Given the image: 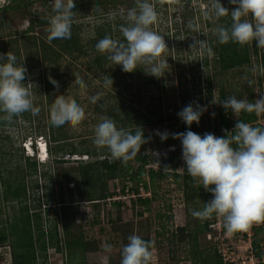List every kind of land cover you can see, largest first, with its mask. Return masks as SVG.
<instances>
[{
	"label": "rangeland",
	"instance_id": "374dc122",
	"mask_svg": "<svg viewBox=\"0 0 264 264\" xmlns=\"http://www.w3.org/2000/svg\"><path fill=\"white\" fill-rule=\"evenodd\" d=\"M1 1L3 2V0ZM21 1L27 2L28 0ZM164 1L151 0L158 13V19L150 26L151 30L163 36L168 47L158 58L160 60L166 59L169 65L163 76L157 78L143 73L144 70L142 71V69H138L137 73L130 78L120 67L115 70L116 65L112 63L103 70H89L88 63L93 57L92 53H88L87 56L80 55L74 60L70 56H65L59 61L58 67L53 72L55 75L58 74L56 79L58 87L53 85L48 92L52 102L57 95H68L80 104L85 112V117L78 126L61 127V130L69 137L62 143L65 151L68 150L69 145L64 144H71L78 150L84 148L91 150L96 147L93 143L94 127L101 122V117H110L109 113L105 112L106 108H114V104L117 106L120 103L122 107L116 109L117 112L119 110L122 112L120 116H123V111L129 105L144 110H152L156 115L162 116L163 122H159L158 118L155 117L158 122L146 126L147 132L150 134L147 154L152 153L155 157L166 161L171 155V151H174L181 158L182 148L171 145L170 148L172 149L169 150L164 141H161L160 137L156 135V131H167L170 134L181 133L180 118L177 113L186 105L193 103L195 106V103H199L207 107L195 127L198 134H204L212 130L211 125L214 122L212 113H215L219 106V103H213V101L218 100L217 94L220 86L230 96L236 92H241V99H245V94L252 90L254 100L259 99L264 94L259 90L258 85L260 73L253 71L257 61L260 60L259 56H251L249 67L220 71L219 68L213 67L211 54H207L206 50L199 47H191L195 42L194 37L198 40H204L209 46V39L214 36V20L204 16V9L210 0H166L167 13L165 15L167 16H164L162 11ZM5 2L8 3L7 0ZM128 8L127 4H119L115 7L111 4L106 5L108 13L113 11L126 13ZM44 10L45 8L41 7L38 1H33L32 4L25 5L20 9H0V37L7 42L11 33L16 32L18 36H21L34 12H43ZM77 13L74 16L77 18L76 23L82 24L80 35L84 42L93 35V25L102 21H109L106 17L100 18L93 15L95 10L91 7H83L81 13ZM244 19L251 21L250 16L244 17ZM114 21L108 23L112 30L117 33L118 26H115ZM175 21L177 28L174 26ZM189 25L194 26L192 27L194 29L187 33L185 29H191ZM251 44L252 42H250V46ZM204 56L208 60V66L202 63ZM22 63L27 68L25 82L33 89L34 86H37L40 72L36 67L30 70L24 59ZM51 65L55 66L52 63ZM142 66L146 70L150 67L145 64ZM207 73H214L210 86L213 97L210 100L206 95L205 76ZM77 76L84 79L87 85L86 89H80L75 84ZM110 77L113 81L112 87L105 85V80ZM200 87L201 99L196 94ZM93 95L97 97L95 104L89 100V97ZM34 97L36 106L41 109L38 116L30 115L31 120H29L21 114L13 119L11 124L0 126V177L2 176L5 181H11L15 184L23 180L22 182L26 186L25 202L5 201L0 195V223L5 225L11 221L20 206L26 203L30 208V214L40 213L44 227L51 226L53 221H57L58 236L62 243L65 240L64 229L67 228L68 238H73V235H81L86 247L82 255L76 253L78 261H74V257H72V261L69 263L64 245H62L61 251L48 247L47 260L43 261L38 256L37 264H105L106 257L107 264H120L122 242L124 238L130 236L129 233L151 237L153 244L150 248L152 253L150 264H192L189 260V246L179 244L178 237L175 236L178 233L176 228L187 225L188 229L195 230L201 226L202 219L191 214L193 210L200 209L189 207V210H186L181 180L172 176L163 179L154 177L152 180L150 176H147L148 190L153 195V201L150 204V213L148 212L143 216L137 214V211L142 209L140 206L129 205V198H133L130 195L120 196L119 199L112 197L103 203H90L86 200L84 191H79V185L77 186L76 183L79 182L76 168L81 162H89L97 157L86 155L87 158L81 159L82 155L67 153H53L52 155L49 153L47 155L48 150L45 151V145L40 142H46L47 148L50 145L47 139L43 137L38 143L39 159L36 156L27 159L28 151L22 144L25 143L31 147L29 142L38 138L35 136V128H40L42 132H46L44 124L47 97L38 94H34ZM258 121L264 125V114L258 115ZM169 138V144L180 142L179 139H173L171 135ZM157 153L158 155H156ZM55 155H62L66 161L63 163L55 162ZM33 160L36 161V170L29 171L28 161ZM63 172L68 173V177L59 183L58 174ZM69 181L72 182L69 186L74 189V193L71 194L68 193L70 187L67 184ZM3 185L4 183L0 179V191L3 189ZM108 185L110 191L114 190L117 181H109ZM120 185L121 183H118V186ZM127 185L130 186V183ZM142 194L143 196L150 195L145 191H142ZM71 197L76 200L74 202L76 205L69 202ZM117 199L124 203L121 208L110 204L112 200ZM49 205L53 211L44 213ZM148 215L151 216L150 221L147 218ZM116 216L120 217V222L115 219ZM109 219L113 220L112 224L107 221ZM238 232L237 234H229L226 231L225 236H229L226 237V240L232 242L233 246L235 244L236 247H239L237 249L240 250V253H245L243 233ZM154 240L156 241L154 242ZM207 240H209L207 236L204 237L203 233H198V242L202 248L208 246ZM106 243L112 245L110 254L104 251ZM0 264H12L11 248L5 243L0 245Z\"/></svg>",
	"mask_w": 264,
	"mask_h": 264
},
{
	"label": "trees",
	"instance_id": "16d2710c",
	"mask_svg": "<svg viewBox=\"0 0 264 264\" xmlns=\"http://www.w3.org/2000/svg\"><path fill=\"white\" fill-rule=\"evenodd\" d=\"M33 1H38L39 5L44 7L45 10L43 12H34L21 36H18L16 32L11 33L9 34L10 38L7 42H5L2 37H0V54L11 52L17 56L18 60H22L24 58L25 64L30 70H32L33 67H36L40 72L37 86H34L32 90L34 91V94H38L40 96L44 95L47 97V102L45 105L46 118L44 124L46 132H42L40 128H35L34 132L36 133L35 136H43L47 139V142L50 145L48 148V153L51 155L53 153H67L97 157L89 162H81V164L76 168L79 176V182L76 183L77 186L79 185V191H84L86 200L90 201V203H103L107 202V200H110V198L114 196L134 194L135 197L129 198V205L135 207L137 205L140 206L142 209L137 211V214L143 216L148 212L150 213V204L153 201V195H151L150 190H148L149 182L146 180V177L150 176V178L153 180L154 177L163 179L168 177L170 178L172 176L181 180L186 210H189V207L202 209L204 203L212 198V194L206 191L204 187L200 185L201 182L199 178H193L188 174L184 160H181L179 158L180 156H178L174 151H171L172 153L166 161L161 158L153 157L152 153L147 154L149 149L148 139L150 134L147 132L146 126L156 124L158 121L163 122L162 116L156 115L152 110H144L134 105H129L123 111V116H120L122 112H120V110L117 112L116 110L122 107L120 103L117 104V106H114L116 105L114 104V108H106L105 112L109 113V116L116 122L118 128H124L125 130H131L133 132L138 127L143 129L146 142L141 146L137 157L128 161L126 164L122 163L120 160H112L111 155L106 147L98 148L96 146L91 150L89 148L78 150L71 144H64L69 145L68 150H64L62 143L68 140L69 137H67L66 134L61 130V127H54L49 123V110L53 104L51 95L48 93L53 86L49 80V77L56 81L58 74L55 75L53 72L58 67L59 61H61L65 56H70L71 59L74 60L80 55L87 56L88 53H92L93 57H91L88 63L89 70H103L110 63L113 64V62L108 59L107 53L102 54L96 50L95 44L105 35H108L113 39H123L119 31V25L125 23V20L121 19L120 16H117L115 19V26H118L116 29L117 33L109 26V21H102L99 24L93 25V35H91L84 42L82 36L80 35L82 31V24L80 23L78 25L76 23L77 18L74 16L71 39L52 40L49 42L47 39L48 33L46 31V28L48 27L47 17L51 12L49 0H28L27 2H23L21 0H8V3L0 6V9H20L25 5L32 4ZM220 2L229 10H232L236 7L230 4L229 0H220ZM209 3L210 1L206 4V8L204 10L208 8ZM75 4L76 8L73 10L74 15L78 14L77 12L80 14L81 10H83V7H91L95 10L93 15H96L100 18H107L108 10H106V5L111 4L113 7H115L119 4H127L129 6L128 9H131L135 6V0H75ZM163 6L164 9L162 11L164 12V16H167L165 15L167 13L166 0L164 1ZM242 19H244V17H242ZM250 19H252L251 16ZM176 23L177 22L175 21V28L178 27L176 26ZM231 23L232 18L230 13L224 17H221L218 21L214 20L215 27L218 25L230 26ZM193 29L194 28L185 29V31L188 33L193 31ZM209 47L212 48L211 55L213 57V67L219 68L220 71L237 70L243 69V67H249L252 55L260 57V60L256 63V68L258 66L264 65V48L256 47L254 41L252 42L251 46L250 42L246 44H239L230 41L225 44H220L217 42V39L214 35L209 39ZM207 54L209 53L207 52ZM25 57L27 61L25 60ZM51 63L55 66H52ZM202 63L205 66H208V60L206 56L203 57ZM119 67L121 68V66L116 65L115 70H118ZM138 69H142V71L146 70L142 64H139L135 71L126 72L127 77H133L137 73ZM144 72L145 71H143V73ZM214 73H207L205 76L206 95L209 100L213 97L210 86L212 83V78L214 77ZM258 77L259 90L261 91L262 77L260 75ZM101 79L104 80V78ZM252 91L245 94V99H248L250 102H254ZM196 94L199 95V99H201V87L197 90ZM233 95H235L238 99H241L242 93L236 92ZM217 96L218 100H224L230 95L225 92L223 87L220 86L218 88ZM0 115L3 114L0 113ZM22 115L31 120V113L25 112ZM155 117L158 118V121L155 119ZM15 118L16 117L13 119ZM237 120H242L253 126H264L258 121V115L256 113L242 112L239 116L235 117L230 110L226 111L219 104L217 110L215 111L214 122L211 125L212 130H210L209 133H213L218 137H223L226 134L224 130H233ZM8 123L11 124L12 121L7 122L0 120V126L6 125ZM179 123L181 125V133L189 130V126L185 125L181 119L179 120ZM197 125L198 124L196 122H193L190 126V130L197 133L195 128ZM200 135L202 136L203 134ZM169 141L170 138L164 141L166 146L174 145L176 148L181 147V142L169 144ZM40 143L45 145L42 142ZM27 159L31 158L27 157ZM153 159H156L158 165L157 169L148 167V165L153 162ZM54 160L57 163H63L66 161L62 155H55ZM28 163L29 171H35L36 161H28ZM66 177H68V173L66 172L58 174L59 183H62V180ZM0 179L4 183L3 189L0 191V195L5 201L17 200L19 203L26 201V197H24L26 194V186L22 182L23 180L15 184L11 181H5L2 176ZM109 181H117V186H114V190L110 191L108 185ZM71 183L72 182L69 181L67 184L68 187H70L68 188V193L70 194L74 193L72 186H69ZM118 183H121V185L118 186ZM127 183H130V186H128ZM210 187H214V185H210ZM141 190L149 193L150 195L142 196ZM75 201L76 200L71 197L69 202L74 203ZM63 204L65 205V203ZM110 204L117 208H121L124 205L123 201L118 199L112 200ZM73 205H76V203ZM29 209V206L25 203L20 206L17 213L13 215L11 221H8L5 225L0 223V245L5 243L11 248L12 264H37L38 256L41 257L43 261H46L47 248L53 247L56 249V251H61L63 249L62 245H64L67 250L68 263L72 261V257H74V261H78L76 253L78 252L82 255V252L86 248L83 237L81 235H73V238L69 239L68 229L65 228V240L62 243L58 236L57 221H53L51 226L44 227L40 213L35 212V214H30ZM51 211H53V209L49 205L46 207L44 213H49ZM147 218L150 221L151 216L148 215ZM115 219L120 222L119 216H116ZM215 220L216 214H213L211 217L203 219L201 226L195 230L188 229L187 225L178 226L176 228L178 233L175 236L178 237L179 244H186L189 246L188 254L190 255L189 260L192 264H224L218 245L213 239L217 236L218 231L210 227V224ZM71 221H73L72 218ZM107 221H109L110 224L113 223V220L111 219ZM253 230L254 236L252 241V252L255 256H257L258 259H263V261L259 264H264V220H262L260 224L253 226ZM208 232L212 233V239L207 240L208 246L202 248L198 242V233H203L205 237ZM225 232L226 229L223 227L222 221L221 233L224 235ZM241 232L243 233V231ZM237 233L239 232H235V234ZM129 234L131 235V233ZM139 236L145 241H149L150 245L152 246L153 240L150 236ZM243 237L245 238L244 234ZM156 240H154V242ZM127 243L128 239L124 238L122 246ZM234 247L239 249V247H236L235 244Z\"/></svg>",
	"mask_w": 264,
	"mask_h": 264
},
{
	"label": "clouds",
	"instance_id": "9594fccd",
	"mask_svg": "<svg viewBox=\"0 0 264 264\" xmlns=\"http://www.w3.org/2000/svg\"><path fill=\"white\" fill-rule=\"evenodd\" d=\"M49 2L51 12L47 17V39L49 42L71 39L75 0ZM229 3L236 7L229 10L220 0H210L204 12L206 18L216 21L229 13L231 15L230 26L215 27L214 35L217 42L246 44L254 41L256 47L264 48V0H229ZM117 16L125 20V23L119 25L123 39H113L105 35L95 44L96 50L102 54L107 53L108 59L114 65L121 66L124 72H133L138 68V64H145L150 66L144 70L146 74L157 78L163 76L169 65L166 59L158 58L168 47L163 36L151 30L150 26L158 19V13L151 0H135V6L126 13L109 12L107 19L114 21ZM248 16H251V21L242 19ZM192 27L189 25V28ZM193 39L195 42L191 47H199L209 54L212 53V48L204 40L195 37ZM23 59L18 60L11 52L0 54V113L3 114L0 115V120L11 122L14 117L25 112L38 116L41 111L34 102L32 89L25 82L27 68L22 63ZM253 71L264 74V66H258ZM49 80L58 87L57 81L51 77ZM75 84L80 89L87 88L81 77L77 76ZM112 84L111 77L105 80L106 86L112 87ZM89 100L95 104L97 97L90 96ZM213 103H219L235 117L242 112L264 114V94L254 102L238 99L233 95L224 100H215ZM206 110L207 107L204 105L195 103L194 106L193 103H189L177 113L182 122L189 126V130L171 134L157 130L156 135L161 141L167 140L169 135L180 140L182 159L188 174L193 178H199L200 185L212 194V198L204 203L202 209L193 210L191 214L202 220L213 214L218 215L229 234L245 231L253 222L264 220V126H253L237 120L234 131L224 130L226 134L223 137L213 133H204L201 136L191 131L190 126L193 122L198 124ZM84 117V108L68 95H57L49 110V123L54 127H76ZM93 131V143L98 148L106 147L112 160H120L124 164L137 157L141 146L146 142L141 127L134 132L118 128L116 122L108 116L101 117V122ZM42 139L43 136H38L34 141H30L32 153L28 154V157L36 156L39 159L37 144ZM22 145L27 147L25 143ZM45 146L48 150L47 145ZM81 157L87 158L86 155ZM127 239L128 243L121 248L120 264H150L152 256L150 242L136 234L130 235ZM104 251L110 254L112 245L106 243Z\"/></svg>",
	"mask_w": 264,
	"mask_h": 264
},
{
	"label": "built area",
	"instance_id": "2783aa9c",
	"mask_svg": "<svg viewBox=\"0 0 264 264\" xmlns=\"http://www.w3.org/2000/svg\"><path fill=\"white\" fill-rule=\"evenodd\" d=\"M8 1V0H7ZM5 0H3V2H0V6H2L3 4H5ZM264 66V65H262ZM260 76L262 77V82H261V91L264 93V74H260ZM168 149H172L170 148L171 145L167 146ZM153 157H155V155L153 154ZM156 158V157H155ZM181 160L182 157L180 158ZM148 167H151L153 169H157L158 165L156 162V159H153V162L150 163L148 165ZM141 190V195L143 196ZM147 193V192H146ZM149 194V193H148ZM121 197L124 195H120ZM120 196H114V198H118ZM130 196L135 197L134 194H130ZM260 222H253L247 230L243 231V234L245 236V238L243 237V242L245 244V253H240V250H238L237 248H235L232 244V242H229L226 240V237L229 236H225V234L223 235L222 232V218L219 217L218 215H216V220L214 222H212L210 224V227H212L213 229H216L218 231V234L214 239V241L217 243L219 251L221 253V257L222 260L224 262V264H229V263H239V264H259L263 261V259H258L257 256H255L252 252V241H253V236H254V230H253V226L260 224ZM208 239H212V233L208 232L207 235Z\"/></svg>",
	"mask_w": 264,
	"mask_h": 264
},
{
	"label": "bare ground",
	"instance_id": "6f19581e",
	"mask_svg": "<svg viewBox=\"0 0 264 264\" xmlns=\"http://www.w3.org/2000/svg\"><path fill=\"white\" fill-rule=\"evenodd\" d=\"M45 144V143H44ZM29 145L31 146V143L29 142ZM46 145V144H45ZM26 146L27 147H25L26 149H27V151H28V154H31L32 153V148L31 147H29L27 144H26ZM37 146H38V144H37ZM45 151H46V146H45ZM46 155V154H45ZM45 157V156H44Z\"/></svg>",
	"mask_w": 264,
	"mask_h": 264
}]
</instances>
